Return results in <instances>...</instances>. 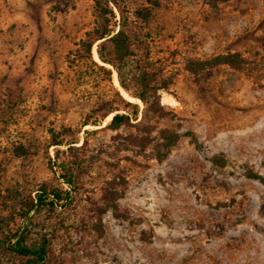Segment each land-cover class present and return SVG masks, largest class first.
I'll use <instances>...</instances> for the list:
<instances>
[{"label": "rangeland", "instance_id": "rangeland-1", "mask_svg": "<svg viewBox=\"0 0 264 264\" xmlns=\"http://www.w3.org/2000/svg\"><path fill=\"white\" fill-rule=\"evenodd\" d=\"M14 1L23 18L14 22L21 33L13 69H4L0 79V241L15 240L11 234L24 223L21 198L41 182H57L48 165L55 157L50 134L77 130L78 145L84 129H96L77 150L56 147L55 161L72 155L82 161L77 175L83 187L74 199L27 221V242L47 239L45 264H264V184L243 174L264 177V0H157L147 21H136L148 58L168 68L179 69L182 57L225 51L246 60L241 69L179 70L160 91L166 113L146 120L191 131L198 142L196 148L181 136L161 160L130 150L109 158L115 132L81 126L113 100L114 89L136 104L138 119L143 113L142 103L116 83L115 71L104 65L111 69L107 80L97 67L95 44L89 55L78 45L94 25L92 1ZM124 1L129 21L134 9L150 6L149 0ZM133 50L139 54L141 47L136 43ZM127 131L135 129L118 130ZM17 146L24 154L14 152ZM213 155H221L223 165L213 164ZM113 174L126 180L116 201L126 218L106 211L98 237L91 229L94 205ZM2 245L0 264L20 260Z\"/></svg>", "mask_w": 264, "mask_h": 264}, {"label": "trees", "instance_id": "trees-1", "mask_svg": "<svg viewBox=\"0 0 264 264\" xmlns=\"http://www.w3.org/2000/svg\"><path fill=\"white\" fill-rule=\"evenodd\" d=\"M91 1L94 25L84 32L83 38L78 40V45L82 46L84 52L89 55L91 46L95 44V52L101 62V65L97 67L103 72L105 78L110 80L111 69L104 66L109 65L115 71L119 87L128 96L142 103L143 113L138 119L136 104L126 100L117 89H114L113 100L104 101L98 110L100 113L93 118L86 116L81 126H100L98 129L115 132L111 138L113 151L107 154L109 158H114L121 150H130L146 159L161 160L181 136H187L197 148L198 142L193 132L179 133L167 127L157 128L149 124L146 120L147 115L155 118L164 117L166 111L160 103V91H166L169 88L179 70L197 75L222 65L241 69L246 63L245 58L237 51L216 53L207 58L186 56L181 58L179 69L168 68V64L160 60L151 61L148 58L147 48L140 38L141 26L136 22L137 20L147 21L151 16V8L158 6L157 0H149L150 6L134 9L132 21L127 18L128 9L125 7L124 0ZM56 8L61 11L59 4ZM136 43L138 47H141L139 54L133 50ZM171 55L173 56L174 52H171ZM129 61L133 62L131 67H127ZM108 116L109 119L102 125L103 119L106 120ZM121 127L134 128L135 131L121 134L118 132ZM94 131L96 129H84V136L78 145H75L79 139L77 130L64 128L60 132L51 133L50 145L55 147L54 158L57 160V146L65 145L68 150H77L86 143L85 136ZM14 152L22 155L24 149L17 146ZM54 158L52 162L48 159V165L51 171L55 172L57 182H41L32 195L21 198L18 215L24 223L11 234L15 240L11 242L5 237L0 241L3 249L20 258L14 264H45L50 259L46 238H41L39 242L26 241L25 233L30 214L52 212L56 207L70 203L74 199V193L83 187L77 175L82 161L75 155L58 161ZM210 161L217 166L224 163L221 155H213ZM243 174L247 178L264 184V177L257 172L246 170ZM125 181V178L119 174H113L104 180V192L100 196V204L94 205L95 220L91 224V229L96 236L99 237L102 234L101 216L106 211L109 210L116 218H126V214H122L116 205V201L124 194Z\"/></svg>", "mask_w": 264, "mask_h": 264}, {"label": "crops", "instance_id": "crops-1", "mask_svg": "<svg viewBox=\"0 0 264 264\" xmlns=\"http://www.w3.org/2000/svg\"><path fill=\"white\" fill-rule=\"evenodd\" d=\"M14 5V0H0V79L4 69H13L16 55L12 50L21 33L18 24L14 22L22 19L23 16Z\"/></svg>", "mask_w": 264, "mask_h": 264}, {"label": "bare ground", "instance_id": "bare-ground-1", "mask_svg": "<svg viewBox=\"0 0 264 264\" xmlns=\"http://www.w3.org/2000/svg\"><path fill=\"white\" fill-rule=\"evenodd\" d=\"M117 83V82H116ZM124 92V91H123Z\"/></svg>", "mask_w": 264, "mask_h": 264}]
</instances>
